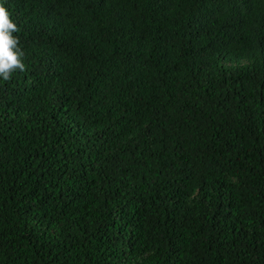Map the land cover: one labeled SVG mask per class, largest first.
Returning <instances> with one entry per match:
<instances>
[{
    "label": "trees",
    "instance_id": "trees-1",
    "mask_svg": "<svg viewBox=\"0 0 264 264\" xmlns=\"http://www.w3.org/2000/svg\"><path fill=\"white\" fill-rule=\"evenodd\" d=\"M0 3V264H264V0Z\"/></svg>",
    "mask_w": 264,
    "mask_h": 264
},
{
    "label": "clouds",
    "instance_id": "clouds-1",
    "mask_svg": "<svg viewBox=\"0 0 264 264\" xmlns=\"http://www.w3.org/2000/svg\"><path fill=\"white\" fill-rule=\"evenodd\" d=\"M17 24L11 19V13L0 3V79L9 81L12 74L25 70L24 52L19 46Z\"/></svg>",
    "mask_w": 264,
    "mask_h": 264
}]
</instances>
